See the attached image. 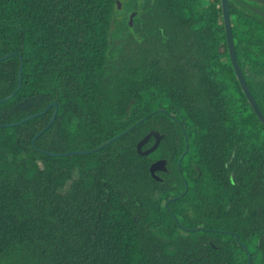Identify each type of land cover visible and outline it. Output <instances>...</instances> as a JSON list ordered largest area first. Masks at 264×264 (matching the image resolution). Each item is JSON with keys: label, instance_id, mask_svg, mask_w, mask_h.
<instances>
[{"label": "trees", "instance_id": "obj_1", "mask_svg": "<svg viewBox=\"0 0 264 264\" xmlns=\"http://www.w3.org/2000/svg\"><path fill=\"white\" fill-rule=\"evenodd\" d=\"M118 2L0 0V99L23 62L0 124L59 107L36 139L54 105L0 126V264H264V123L214 71L221 0H132L112 59ZM229 2L264 112V0Z\"/></svg>", "mask_w": 264, "mask_h": 264}, {"label": "rangeland", "instance_id": "obj_2", "mask_svg": "<svg viewBox=\"0 0 264 264\" xmlns=\"http://www.w3.org/2000/svg\"><path fill=\"white\" fill-rule=\"evenodd\" d=\"M128 2V4H127ZM119 0L118 6L115 12V17L112 26V35H111V49L110 56L112 59L118 57V52L123 44L128 31L126 28V22L130 20L131 9H132V0ZM216 26L209 31L208 37L210 44V49L212 52V61L213 68L217 77L223 82L226 86L229 94L231 95L235 107L240 115H247L251 112V105L247 101L245 95L243 94L238 82L234 79V76L229 71L231 67V59L228 54V50L225 44L218 42V40L213 41L219 37L217 33ZM213 41V42H212ZM251 80H254L251 77ZM163 166L162 162L154 164L152 172L154 174L157 168Z\"/></svg>", "mask_w": 264, "mask_h": 264}, {"label": "water", "instance_id": "obj_3", "mask_svg": "<svg viewBox=\"0 0 264 264\" xmlns=\"http://www.w3.org/2000/svg\"><path fill=\"white\" fill-rule=\"evenodd\" d=\"M221 2H222V10H223V16H224V21H225V32H226V38H227V44H228V54H229L230 59H231V64H232V66H233V68L235 70V73H236V75L238 77L240 85L243 88V91H244L245 95L247 96L252 108L258 114V116L260 117V119L264 123V112L260 108V106H259V104H258V102H257L252 90L249 87L247 79H246V77H245V75L243 73L242 66L240 64L237 51L235 49V41H234L232 20H231V12H230V2H229V0H221ZM12 54H14V52H12L10 55H12ZM6 57H8V56L2 57L0 59H5ZM22 66H23V62H21V68H20V72H19V82H18V86H17L16 90L14 92L10 93L9 95L1 98L0 99V104L2 102H4V101L10 99L11 97H13V95L20 89V87L22 85V73H23L22 72V70H23ZM53 105L55 106V112L53 113L48 125L36 135V137H35V139H36L45 130H47L53 124L54 120L56 119L57 114H58V108H59L57 102L49 103L48 106L43 111L28 115L25 118H23L22 120L15 121V122H10V123H5V124H0V126H13V125L20 124V123H22V122H24L26 120H29V119H31L33 117H36V116L44 114ZM152 136H154L156 138L155 143L151 147L143 150V146L149 141V139ZM162 136L163 135L159 131L152 130L151 132L146 134L144 138H142L139 141V143L137 145L138 152L140 154H148V153L154 151L158 147V145L160 144ZM118 137L119 136H116V137L112 138L107 143L114 141ZM94 150H96V149H93V150H72V151H69V152L55 153V154L86 153V152H90V151H94Z\"/></svg>", "mask_w": 264, "mask_h": 264}, {"label": "flooded vegetation", "instance_id": "obj_4", "mask_svg": "<svg viewBox=\"0 0 264 264\" xmlns=\"http://www.w3.org/2000/svg\"><path fill=\"white\" fill-rule=\"evenodd\" d=\"M225 34H226V32H225Z\"/></svg>", "mask_w": 264, "mask_h": 264}]
</instances>
